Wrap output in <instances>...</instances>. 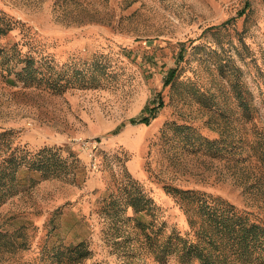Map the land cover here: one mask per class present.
<instances>
[{
  "label": "rangeland",
  "instance_id": "374dc122",
  "mask_svg": "<svg viewBox=\"0 0 264 264\" xmlns=\"http://www.w3.org/2000/svg\"><path fill=\"white\" fill-rule=\"evenodd\" d=\"M11 158L0 264H264V0H0Z\"/></svg>",
  "mask_w": 264,
  "mask_h": 264
},
{
  "label": "trees",
  "instance_id": "16d2710c",
  "mask_svg": "<svg viewBox=\"0 0 264 264\" xmlns=\"http://www.w3.org/2000/svg\"><path fill=\"white\" fill-rule=\"evenodd\" d=\"M175 75V72L174 70L170 73L169 77L167 78L165 84H168L171 79L174 77ZM151 113H154L153 110H150ZM144 122H148V118H145V120H143ZM13 158L11 159H6L4 160V162L2 163V165L6 164V166H2V168L0 169V189L1 191L3 189H7L8 185L6 184L7 181H6V178L9 177L10 180H13L16 176H15V172H11V173H8L7 172V168H8V165L12 164L13 163ZM29 168L30 169H33V170H38L40 172V176H47L49 173H51L52 171H54L52 167H55L52 165V163L50 162V158L46 155H42L37 161H31L29 163ZM7 167V168H5ZM32 177V176H31ZM31 177L27 176L26 178L31 180ZM6 191V190H5ZM0 195H4V191L1 192ZM227 212V211H226ZM224 212H222L221 214L218 215V217H220L221 215H223ZM227 218L229 219V217L227 216ZM230 220V219H229ZM219 221V220H217ZM219 224L221 225L222 228H224L226 230L227 228V222H225V219H224V216L220 217V222ZM257 228V226L255 224H252L250 225V227H247V226H244L241 231H242V235L239 233L235 236V238H242L244 241H247V236L251 234V240L249 241H253L254 238H257V234L254 233V230ZM249 243V242H248ZM191 246V245H190ZM80 245L78 247H75L74 249H70L71 251H78L80 249ZM189 247L188 246H183V249H182V252H181V255H180V258L185 261L187 259V257L189 256L188 254V249ZM220 254L218 256H221L223 255V253L219 252ZM209 255L205 256L204 259H206L205 261H203L204 264H206L205 262L207 261V259H209ZM201 258H203V255L201 256Z\"/></svg>",
  "mask_w": 264,
  "mask_h": 264
}]
</instances>
